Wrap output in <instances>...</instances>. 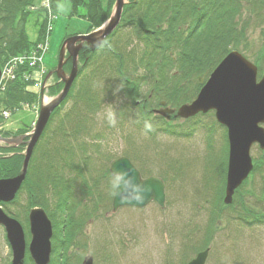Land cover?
I'll list each match as a JSON object with an SVG mask.
<instances>
[{
    "label": "rangeland",
    "instance_id": "1",
    "mask_svg": "<svg viewBox=\"0 0 264 264\" xmlns=\"http://www.w3.org/2000/svg\"><path fill=\"white\" fill-rule=\"evenodd\" d=\"M250 1L256 5L245 0L238 3V45L232 37L228 49H237L257 64L260 77L264 73V22L258 14L264 9V1ZM243 4L254 9L244 12ZM203 8L204 2L198 10ZM70 10L68 0H62L56 12L51 0H31L22 10L31 14L27 31L33 41L44 16L51 12L57 15L44 60L49 70L57 64L64 34L66 37L91 29L87 19L71 16ZM160 10L159 26L168 30L173 15L165 6ZM181 19L173 20L177 39L189 30V18ZM131 27V22L122 21L108 38L114 54H108L105 48L93 55L94 63L91 61L77 78L71 96L52 115L36 146L32 159L33 168H37L30 170L15 200L2 206L18 218L25 231V264H34L27 222L29 208L35 205L44 207L54 224L50 264H83L88 255L93 256V264H188L206 248H210L206 264H264V151L257 145L252 147L254 169L236 191L233 203L225 205L228 141L226 128L219 125L214 112L169 123L142 110L158 106L163 100L172 108L193 101L203 85L198 80L203 72L184 65L180 68L184 76L178 74V61L184 56L177 39L160 50V69L152 72L148 61L139 62L145 44ZM219 52L211 53L214 60ZM165 54L169 56L167 64ZM124 75L128 80H137L141 102L131 100L122 81ZM157 80L162 84L160 88ZM43 82L35 98L18 101L9 119L2 117L0 131H30L42 97L49 102L58 91L52 92L57 83L52 76L42 95ZM27 102L29 110L23 108ZM145 121L151 123V131L145 129ZM47 152L53 165L48 163L50 169L41 173ZM121 155L130 157L143 176L164 180V207L152 201L145 207L112 210L117 179L109 166ZM53 182L59 184L57 188ZM67 182L72 193L66 213L57 204L69 187ZM31 193L36 194L33 201L37 203H32ZM12 258L6 231L0 226V264H12Z\"/></svg>",
    "mask_w": 264,
    "mask_h": 264
},
{
    "label": "water",
    "instance_id": "2",
    "mask_svg": "<svg viewBox=\"0 0 264 264\" xmlns=\"http://www.w3.org/2000/svg\"><path fill=\"white\" fill-rule=\"evenodd\" d=\"M124 3L125 0H116L112 16L101 29L87 35L72 36L64 41L56 69L58 77L64 82L63 89L50 102L41 106L32 132L14 138L0 135V141L8 144H27L20 171L14 176L0 179V202L12 201L21 188L34 148L52 112L66 98L78 75V54L83 43L87 42L92 50L100 46L120 22ZM66 51L69 57H72L69 74L63 69L67 60ZM203 81L204 79L201 78L200 82ZM162 104L164 105L165 102ZM211 109L216 111L217 120L228 128L229 160L224 203L230 204L236 189L253 170L252 146L257 143L261 149H264V75L258 81L257 65L238 50L231 51L219 63L201 88L197 98L191 103L180 106L174 117L188 118ZM174 111L173 108L162 107L157 113L170 119ZM27 136L29 139L24 140ZM110 171L114 176L119 177L112 201L113 211L123 206L145 207L151 201H155L161 207L165 205L164 181L156 176L142 177L141 172L128 157L122 156L113 160ZM29 221L31 257L36 264H49L52 250V222L42 207H34L30 210ZM0 224L5 227L12 248V264H24L27 244L22 224L16 218L7 215L1 206ZM208 253L209 249L198 253L188 264H205ZM83 264H93V258L88 257Z\"/></svg>",
    "mask_w": 264,
    "mask_h": 264
},
{
    "label": "trees",
    "instance_id": "3",
    "mask_svg": "<svg viewBox=\"0 0 264 264\" xmlns=\"http://www.w3.org/2000/svg\"><path fill=\"white\" fill-rule=\"evenodd\" d=\"M30 1L31 0H0V66L7 62L12 56L31 51L36 43L42 39L45 22L40 25L39 37L37 40L32 41L28 35L27 23L31 14L22 10ZM51 1L53 9L57 10L59 2L62 0ZM68 1L71 5L70 15H79L87 19L91 23V29L100 26L109 17L114 4V0H107L105 5L102 0ZM239 1L240 3L242 2V0H129L124 10V22L128 24H130V22L132 23L134 30H137V38L142 40L145 44L144 53L139 59L140 64H145L144 62L148 61L147 63L153 67L152 72L155 71V68L160 69V62L162 61L160 50L167 47L169 48V44L175 42L177 39L173 35V20L182 17V21L186 16L190 20L188 23V34L181 35V38L177 39L180 41V52L184 56L182 60L178 61V74L184 76V72L180 71V68L184 65H188L189 69L197 67V69L193 68L197 73L203 72V74H205L206 72H211L220 60L230 51L228 47L230 46L229 42L232 37L235 39L236 46L238 45L236 39L239 37L237 26L241 23V8L238 6ZM203 2L204 8L198 10L203 7ZM245 2H252L253 5H256L254 1L245 0ZM164 6L167 7L168 10H171L170 12L173 15L168 30L156 25L161 20L159 13L161 11L160 9L162 7L164 8ZM225 6H227V10H225ZM252 9H254V7L249 8L246 4H243L244 12H248ZM263 13L264 9H261L258 14L262 22H264ZM262 34L264 37V27ZM214 51H220L219 53H221L215 60L211 55ZM163 60H165V64H167L169 56L165 54ZM152 62H155V65H153ZM89 64L90 61L87 63V66L83 67V70L86 69ZM28 71L29 68L27 66L18 69L16 79L9 83L5 94L0 95V105L3 104V107L11 109L17 105L18 101H29L36 97V91H29L27 89L28 86L31 85L30 82L24 79ZM124 80L126 82L124 84L127 93L131 100L137 101V80H128L126 78ZM160 85H162L161 82L157 80V86L159 88ZM61 87V83L54 84L52 86V92H55V90L59 91ZM72 90L73 87L68 97L71 96ZM0 121H2L1 116ZM7 133L9 134V132ZM21 149V147L8 148L0 146V150L4 152L0 156V178L14 176L20 171L23 162V155L20 153ZM11 152L14 153L8 155ZM33 160L34 158L31 159L25 182L28 181L30 170L32 171L37 168L36 166L33 168ZM48 163L53 165L49 152L44 156L40 165L42 170L41 173H46L48 169H50ZM46 179L47 175L43 180L46 181ZM59 181L60 180L57 178V183H59ZM69 182H67V185L69 184L67 188L63 184L61 185L62 188L65 187L66 189L64 188L63 200L59 199L57 204V208H60L61 212L63 210L66 211V213L68 212L66 203H68V199L69 197L71 198L72 193L71 184ZM53 185L57 188L59 184L55 186V182H53ZM60 191L61 190L58 189V192ZM34 196H36L35 193L30 194L32 203H37L33 201ZM59 238L60 242H63L61 241V237Z\"/></svg>",
    "mask_w": 264,
    "mask_h": 264
},
{
    "label": "flooded vegetation",
    "instance_id": "4",
    "mask_svg": "<svg viewBox=\"0 0 264 264\" xmlns=\"http://www.w3.org/2000/svg\"><path fill=\"white\" fill-rule=\"evenodd\" d=\"M85 50V49H84ZM84 50H82V51H84ZM71 61V60H70ZM160 105H158V106H155V107H151V108H143L144 110H145V112H151L156 118H158V116H156L153 112H155V109H157L158 107H159Z\"/></svg>",
    "mask_w": 264,
    "mask_h": 264
},
{
    "label": "clouds",
    "instance_id": "5",
    "mask_svg": "<svg viewBox=\"0 0 264 264\" xmlns=\"http://www.w3.org/2000/svg\"><path fill=\"white\" fill-rule=\"evenodd\" d=\"M113 123H114V121H113ZM144 126H145V129L146 130H148V131H151L152 130V125H151L150 122L145 121V125ZM117 179H119V177Z\"/></svg>",
    "mask_w": 264,
    "mask_h": 264
}]
</instances>
